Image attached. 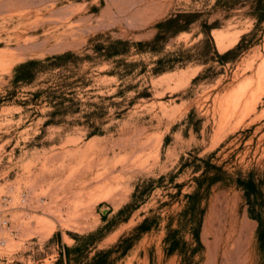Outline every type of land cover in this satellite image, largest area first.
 <instances>
[{
	"label": "rangeland",
	"instance_id": "374dc122",
	"mask_svg": "<svg viewBox=\"0 0 264 264\" xmlns=\"http://www.w3.org/2000/svg\"><path fill=\"white\" fill-rule=\"evenodd\" d=\"M216 3L0 0V264H264V22ZM179 11L200 15L159 54L130 46L131 75L107 73L95 45L149 41ZM204 21L219 53L254 31L252 45L153 73L169 51H204ZM33 59L43 73L14 83ZM50 72L75 81L72 111L54 117L29 94Z\"/></svg>",
	"mask_w": 264,
	"mask_h": 264
},
{
	"label": "trees",
	"instance_id": "16d2710c",
	"mask_svg": "<svg viewBox=\"0 0 264 264\" xmlns=\"http://www.w3.org/2000/svg\"><path fill=\"white\" fill-rule=\"evenodd\" d=\"M248 5L247 13L256 19L255 27L260 26L264 22V0H217L216 7L224 6L225 8H230L236 4ZM200 15L199 11H179L171 16L165 18L164 20L158 22L156 27L158 29L155 36L149 41H136L130 42L124 39H114L107 41L106 43H101L95 45L96 54L100 56L103 60L112 61L114 64L113 70L107 72L110 75H116L118 78L123 79L125 76L131 75L132 68L137 64L136 61H127L122 59L123 56L128 55L130 52V46H135L138 52L142 50L143 46H148L149 50L155 54L161 52V42H164L168 37L175 36L182 31H188L192 23L196 22ZM215 25V23L208 24L206 21L201 23V31L204 34V40L202 44H205V49L202 52L191 53L190 48L182 49L181 47L176 50L169 51L162 56H159L154 60V66L152 67V72L157 74L164 72L169 69H173L177 65H183L189 61L196 60L199 62H206L207 57H209L211 51L214 55L219 57L221 61H225L230 57L236 56L238 53L246 50L252 45L248 43V38L253 36L254 31H251L247 34H244L238 43L226 50L223 53H219L213 46L212 38L210 37V30ZM74 54L72 52H66L61 55H56L49 57L46 60L48 61H57L67 57H71ZM199 57V58H195ZM204 57V58H203ZM42 60H28L19 64L16 67V72H14V83H23V84H32L39 73L43 72H29L33 67L41 65ZM122 70L123 72H115V70ZM50 77L48 81L50 85L45 89H37L35 91L29 92L32 96L30 101H36L41 95H45L48 99V103L51 104L53 110L49 113L51 117H54L58 114H65L69 111H72L74 104L73 98V87L74 82H67L66 80L73 76V72H50ZM142 72H139V74ZM28 101H23V104H27ZM78 104V103H77ZM102 106H97V109L101 110ZM98 112H93L92 114L85 115L86 118H89L91 115H95ZM103 113V112H102ZM119 114V113H118ZM53 119L46 121L47 124L54 123ZM93 131L92 133H95ZM253 185V182L250 181ZM259 220L258 233L259 238L264 241V217L259 214L257 217Z\"/></svg>",
	"mask_w": 264,
	"mask_h": 264
},
{
	"label": "built area",
	"instance_id": "2783aa9c",
	"mask_svg": "<svg viewBox=\"0 0 264 264\" xmlns=\"http://www.w3.org/2000/svg\"><path fill=\"white\" fill-rule=\"evenodd\" d=\"M26 199H27V194L26 193H22L21 194V199H20L21 203L26 202ZM4 200H8V198L6 197V198H4ZM6 223H7L6 221L3 222V224H6ZM4 245H5V239L0 237V247H3Z\"/></svg>",
	"mask_w": 264,
	"mask_h": 264
},
{
	"label": "bare ground",
	"instance_id": "6f19581e",
	"mask_svg": "<svg viewBox=\"0 0 264 264\" xmlns=\"http://www.w3.org/2000/svg\"><path fill=\"white\" fill-rule=\"evenodd\" d=\"M222 205V204H221ZM221 226V225H220ZM238 226V225H237ZM243 230V231H242ZM241 230V232H240V235L238 236V240L239 241H241V242H245V241H247V234L245 233V231H247V230H245V229H242ZM214 234V233H213ZM222 234V233H221ZM223 235V234H222ZM226 235H228V234H226ZM232 238V237H231ZM249 244V243H248ZM232 247V246H231ZM232 255V254H231Z\"/></svg>",
	"mask_w": 264,
	"mask_h": 264
}]
</instances>
